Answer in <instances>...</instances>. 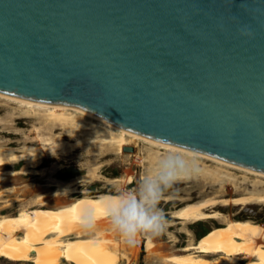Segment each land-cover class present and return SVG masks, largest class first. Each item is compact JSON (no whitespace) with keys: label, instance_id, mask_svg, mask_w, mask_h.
Here are the masks:
<instances>
[{"label":"water","instance_id":"95a60500","mask_svg":"<svg viewBox=\"0 0 264 264\" xmlns=\"http://www.w3.org/2000/svg\"><path fill=\"white\" fill-rule=\"evenodd\" d=\"M0 94L264 173V0H0Z\"/></svg>","mask_w":264,"mask_h":264},{"label":"bare ground","instance_id":"6f19581e","mask_svg":"<svg viewBox=\"0 0 264 264\" xmlns=\"http://www.w3.org/2000/svg\"><path fill=\"white\" fill-rule=\"evenodd\" d=\"M0 98L30 111L42 110L47 113L52 123L63 127L73 126L76 129L82 127V121L76 120L71 112L94 119L104 127L103 132L99 130L97 132L102 138L101 141L107 146L115 147L118 152L131 145L126 137L158 147L165 154L159 157L160 152H157L155 155L148 156V164L153 167L167 161L177 171L176 180H185L189 176H194L214 184L234 182L231 175L223 168L255 176L258 179L250 182L251 190L236 189L233 192L235 196L229 200L217 202L214 199H204L189 202L172 212L171 217L182 225L215 221L217 226L207 230V233L198 237L195 243L177 250L180 254L166 257L165 262L168 264H264V224L249 219L228 220L219 213L205 212L217 207L219 203L222 207L245 208L256 204L264 206V173L130 133L68 105L41 103L3 94H0ZM2 154L0 153V184L6 183L17 174H23L22 171H6L5 168L28 161L31 153L11 154L7 158ZM199 159L210 161L216 166L210 168L201 165ZM132 181L130 176L127 177V184ZM243 181L246 182V178ZM73 185L74 183H67L63 191L56 193L55 196L68 198L75 193L72 190ZM83 193L68 205H58L49 209L50 202L37 198L32 202L38 208L22 209L13 216H0V258L31 264H119L122 260L128 261V255H136V237L132 242L124 236L120 239L121 242L134 244L132 246L116 241L115 237L119 231L114 228L111 219L104 214V209L112 198L119 195L104 193L99 196H88ZM29 205L32 204L29 202ZM84 209L95 213L90 226L81 222L80 217ZM143 239L145 240L144 251L152 253L156 249L154 243L147 236ZM124 248H127L128 253H121Z\"/></svg>","mask_w":264,"mask_h":264},{"label":"rangeland","instance_id":"374dc122","mask_svg":"<svg viewBox=\"0 0 264 264\" xmlns=\"http://www.w3.org/2000/svg\"><path fill=\"white\" fill-rule=\"evenodd\" d=\"M71 113L76 120L82 121V127L79 129L73 126H59L52 123L47 113L42 110L30 111L0 98V153H3L5 158L11 154L31 153L28 161L5 168L6 171H22L23 174H17L16 178H10L6 183L0 184V195L2 194L0 216H13L22 209L38 208L32 202L37 198L50 202L49 209H51L58 205L70 204L83 192L88 196H99L104 193L123 195L138 189L144 176L157 171L159 165L151 167L147 159L157 152H160L159 157L163 156L165 154L163 150L126 137L131 143L127 148H132L133 152H118L115 147L107 146L101 141L102 138L97 132L98 130L103 132L104 127L99 122ZM199 162L210 168L216 166L207 160L199 159ZM223 170L231 175L234 182L214 184L194 176H189L185 180H175L163 193L158 205L167 221L164 232L154 237L137 234L136 255H128L130 261L122 260L119 264H168L165 262L166 257L180 254L177 250L195 243L207 230L217 226L215 221L182 225L173 219L171 214L189 202L204 199H214L217 202L229 200L235 196L234 190H251L250 182L258 179L234 169L223 168ZM129 176L133 181L127 184L126 180ZM245 178L246 182L243 181ZM67 183H74L72 190L75 193L66 199L57 198L55 194L63 191ZM29 202L32 205H29ZM220 206L221 203L205 212L219 213L228 220L249 219L264 224L263 205H248L245 208ZM117 236L116 241L121 244L126 243L120 241L123 237L120 232ZM144 236L149 237L155 245L156 249L150 254L144 251ZM124 252L128 253L127 248L121 250V253ZM0 264L31 263L11 262L0 258Z\"/></svg>","mask_w":264,"mask_h":264},{"label":"clouds","instance_id":"9594fccd","mask_svg":"<svg viewBox=\"0 0 264 264\" xmlns=\"http://www.w3.org/2000/svg\"><path fill=\"white\" fill-rule=\"evenodd\" d=\"M177 178L174 167L164 161L157 171L142 178L138 189L112 198L104 214L129 242L141 233L149 237L159 236L164 232L167 221L158 205L163 193ZM94 218V211L89 209H84L80 217L81 222L89 226Z\"/></svg>","mask_w":264,"mask_h":264}]
</instances>
